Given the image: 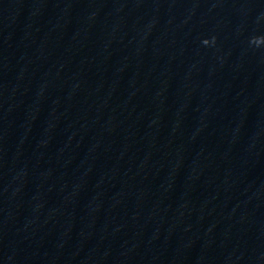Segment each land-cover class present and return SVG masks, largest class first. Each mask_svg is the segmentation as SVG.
I'll return each mask as SVG.
<instances>
[{
	"label": "water",
	"instance_id": "water-1",
	"mask_svg": "<svg viewBox=\"0 0 264 264\" xmlns=\"http://www.w3.org/2000/svg\"><path fill=\"white\" fill-rule=\"evenodd\" d=\"M0 264H264V0H0Z\"/></svg>",
	"mask_w": 264,
	"mask_h": 264
}]
</instances>
